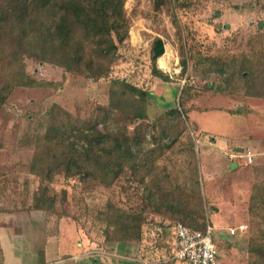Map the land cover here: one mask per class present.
I'll list each match as a JSON object with an SVG mask.
<instances>
[{"label":"rangeland","instance_id":"obj_1","mask_svg":"<svg viewBox=\"0 0 264 264\" xmlns=\"http://www.w3.org/2000/svg\"><path fill=\"white\" fill-rule=\"evenodd\" d=\"M123 8L128 38L118 46L107 76L84 78L33 58L23 59L29 77L52 84L14 87L0 106V213L37 210L31 207L32 198L42 188L48 207L38 210L65 220L81 240L99 245L102 252H109L115 242L130 243L135 250L132 264H178L170 258L169 223L176 218L161 207L156 210L153 202L161 191L162 198L183 199L193 209L197 194L191 180L197 176L203 199L199 219L211 227L220 264H249V228L257 220L248 211L254 166L247 164L226 174V158L220 153L212 160L213 167L210 158H202L207 151L200 152L205 132L196 136L193 122L223 133L225 138L207 136L214 146L223 145L228 116L222 108L226 100L221 98L226 97V72L238 69L233 55L246 41H264V0H125ZM157 35L165 50L156 66L167 74V82L149 73L147 46ZM182 56L186 68L180 74ZM161 59L171 60L172 68L162 66ZM114 78L149 92L141 102L131 96L122 98L126 104L118 103L112 112L118 121L111 123L129 135L139 134L144 152L131 157L109 184L61 172L49 179L35 175L30 163L47 127L49 108L55 105L59 115L62 111L76 120H91L110 107ZM202 106L208 108L198 110ZM171 107L178 109V115L165 117ZM136 109L143 111L142 118L131 116ZM254 117L263 120L264 111ZM145 185L153 197H145ZM108 205L141 215L138 241L110 240L113 227L104 221ZM121 257L113 255L109 263L131 264Z\"/></svg>","mask_w":264,"mask_h":264},{"label":"trees","instance_id":"obj_2","mask_svg":"<svg viewBox=\"0 0 264 264\" xmlns=\"http://www.w3.org/2000/svg\"><path fill=\"white\" fill-rule=\"evenodd\" d=\"M125 0H0V106L14 87H41L52 82L34 80L25 71L23 59L33 58L63 71L84 78L97 79L109 74L116 50L128 38L129 25L124 13ZM163 3L164 0H158ZM154 2V7H157ZM163 40L152 36L147 46L151 77L170 81L167 74L156 66L163 53ZM239 53L235 56L238 58ZM239 66V63H238ZM185 58L180 59V74L185 71ZM237 71L239 69L231 70ZM116 86V87H114ZM110 107L101 109L93 119L76 120L67 112L57 113L52 105L48 124L35 144L30 170L41 178L49 179L53 173L66 176L88 177L104 184L111 183L127 166L129 159L140 156L142 138L129 135L111 126L118 119L112 112L118 103L125 105V96L141 102L149 95L123 80L111 79ZM206 90L210 89L207 85ZM123 98V99H122ZM143 111L136 109L131 116L142 118ZM165 117L178 115V109L165 110ZM148 151H153L149 149ZM248 211L257 220L250 229L247 243L249 264H264V166H254ZM262 176V177H261ZM197 194L194 208L179 198H162L158 192L153 204L163 208L182 224L203 231L201 217L202 196L197 176L191 180ZM34 193L31 207L47 209L48 198ZM145 185V197L151 198ZM153 197V196H152ZM106 226L113 227L110 240L138 241L143 220L137 212H128L112 205L106 207ZM258 215L260 216L258 218ZM170 222V223H171ZM169 223V225H170ZM174 261V260H173Z\"/></svg>","mask_w":264,"mask_h":264},{"label":"crops","instance_id":"obj_3","mask_svg":"<svg viewBox=\"0 0 264 264\" xmlns=\"http://www.w3.org/2000/svg\"><path fill=\"white\" fill-rule=\"evenodd\" d=\"M263 48L262 40L246 41L244 48L239 50L238 75L231 69L226 72V97L221 98L226 100V106L222 108L228 116L223 145L214 146L207 138L212 135L225 138L223 133L213 132L211 128L193 122L196 136L205 132L200 152L201 155L207 152L202 158H210L209 163L215 167L212 160L220 158L221 153L226 158V162L223 160L226 174L247 165L242 157L245 148L252 153L250 165L264 166V119L254 117L258 111H264ZM207 108L202 106L198 110ZM232 115L233 119L229 118ZM245 181L248 182L247 179ZM133 248L130 243L115 242L109 252H102L99 245L81 240L74 227L65 220L39 210L0 213V264H111L110 257L113 255L122 256L121 259L125 258L132 264Z\"/></svg>","mask_w":264,"mask_h":264},{"label":"built area","instance_id":"obj_4","mask_svg":"<svg viewBox=\"0 0 264 264\" xmlns=\"http://www.w3.org/2000/svg\"><path fill=\"white\" fill-rule=\"evenodd\" d=\"M242 157L246 164L252 161L250 149L245 148ZM239 226L238 229H242ZM229 229L228 233H233ZM172 244L170 258L178 264H220L219 254L212 238L211 227L206 225L204 230H197L179 221L170 223Z\"/></svg>","mask_w":264,"mask_h":264},{"label":"bare ground","instance_id":"obj_5","mask_svg":"<svg viewBox=\"0 0 264 264\" xmlns=\"http://www.w3.org/2000/svg\"><path fill=\"white\" fill-rule=\"evenodd\" d=\"M169 56V55H168ZM160 63L162 64V66H164L165 68H172V63H171V60L169 59H161L160 60Z\"/></svg>","mask_w":264,"mask_h":264}]
</instances>
